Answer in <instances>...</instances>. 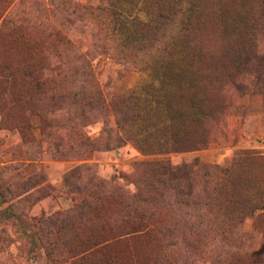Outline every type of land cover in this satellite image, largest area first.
<instances>
[{"label":"rangeland","instance_id":"rangeland-1","mask_svg":"<svg viewBox=\"0 0 264 264\" xmlns=\"http://www.w3.org/2000/svg\"><path fill=\"white\" fill-rule=\"evenodd\" d=\"M66 1L81 6L72 39L98 44L79 92L88 125L69 119L66 88L7 69L22 34L54 40ZM208 72L218 100L201 93ZM134 193L179 242L112 243L110 264H264V0H0V264H51L38 234L61 250L128 232ZM97 199L111 206L81 212Z\"/></svg>","mask_w":264,"mask_h":264},{"label":"trees","instance_id":"trees-1","mask_svg":"<svg viewBox=\"0 0 264 264\" xmlns=\"http://www.w3.org/2000/svg\"><path fill=\"white\" fill-rule=\"evenodd\" d=\"M64 4L60 12L61 16L55 25H48L51 27L50 34L54 40L46 45L45 42H37L34 39L27 38V36L25 37V33L22 34L20 39H22L21 43L26 54L16 67L7 69L12 71L11 75H14V72L17 71L16 69L21 67L24 68L28 72V81L37 86L48 84L52 87L66 88L67 108L68 111H70L69 119H76L84 125H88L91 121L90 106L88 102H84L80 99L79 92L84 84V78L90 63L97 58L98 44L95 40H90L88 43L74 40L75 38L72 39V25L75 23V20L78 19L77 15H79V8H81V6L69 1H66ZM46 12L47 10L44 8L39 13V17H44ZM48 45H50L49 48ZM30 50L34 54L31 52L29 54ZM41 53L42 57L39 55ZM35 54L39 56L38 59L34 56ZM207 70L210 71V68H207ZM201 83L203 85L201 93L206 94V91L209 90V93L213 94L215 100L222 98L223 86L212 73L208 72L206 76H202ZM207 116L209 117L208 121L206 120V122H204L205 118L202 122L206 125L207 129L204 128L201 133L198 132L194 138L193 147L196 149L202 147L204 144L202 141L209 139L211 123L214 119L211 113L210 115L207 113L206 117ZM202 125L203 124L199 125L200 128ZM104 134H106V138L102 141L99 140V143L102 142L103 147L108 150L112 147L111 144L114 143L110 138L113 134L116 135V131L114 128H104ZM185 149L186 148H182L181 151ZM138 196H140L139 193H134L132 197H128L133 198L128 208L132 207V205L137 206L140 203H146L147 200H142ZM122 197L121 195L120 201H118L116 205L120 206L124 204ZM107 203L108 205H106ZM107 203L100 199L94 202L85 201L79 206V209L84 213L90 210L101 213L107 209V206H111L110 202ZM116 205L115 207H117ZM136 206L134 209L132 208V213L128 214V232L117 234L111 238H106L103 234L98 233L84 236L75 235L74 239L68 238V242L61 250L59 246L51 243L53 236H49V234L46 236L38 234L37 239L41 243L42 248L45 249L48 261L51 264H110L111 261L106 260L102 255L112 243L118 244L128 242V244H130L135 240H143L146 244H153L158 247L163 245L175 247L178 244L179 238L174 230L167 229L163 231L156 228L158 222L154 221L155 214L150 213L145 215L142 210H140L139 207L136 208ZM182 241L184 243L189 242L185 237ZM190 243H194V241H190ZM169 258L171 259V257ZM136 262L137 260L135 263ZM130 263L132 264L133 261L131 260Z\"/></svg>","mask_w":264,"mask_h":264}]
</instances>
